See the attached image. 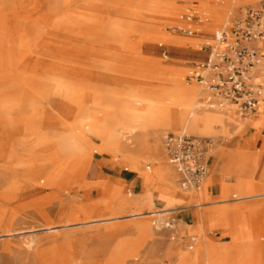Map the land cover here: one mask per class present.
<instances>
[{
  "label": "rangeland",
  "instance_id": "1",
  "mask_svg": "<svg viewBox=\"0 0 264 264\" xmlns=\"http://www.w3.org/2000/svg\"><path fill=\"white\" fill-rule=\"evenodd\" d=\"M149 1L0 0V264H177L186 259L264 264V214L236 204L264 200V191L253 185L249 150L222 151L218 157L230 158L237 180L251 188L213 197L212 203L195 198L172 209L171 197L159 191L166 206L143 211L151 203L149 193L137 206L139 196L129 199L113 191L106 198L108 191H95L100 183L108 185L104 174L93 181L97 166L104 167L100 159L111 167L125 162L140 170L147 184L156 180L163 186L152 169L166 164L162 138L176 132L149 125L122 133L114 156L92 131L90 113L107 110L118 123L130 103L138 108L149 101L172 104L170 84L202 90L192 102L195 111H208L203 106L210 104L209 109L218 108L219 97L186 82L185 75L192 63L208 56L202 45L214 43L213 31L252 5L247 0ZM189 7L201 14V23L187 20ZM180 27L201 32L186 36ZM228 112L230 120H241ZM212 113L217 119L209 130L183 131L210 134L223 117ZM210 154L214 157L215 149ZM170 174L177 187L172 169ZM199 190L185 196H202ZM131 205L135 209L126 212ZM184 209L197 219L202 215L207 224L188 236L177 233L174 214ZM160 210L167 212L152 214ZM168 222L172 228L165 226ZM222 224L227 231L208 229Z\"/></svg>",
  "mask_w": 264,
  "mask_h": 264
},
{
  "label": "crops",
  "instance_id": "2",
  "mask_svg": "<svg viewBox=\"0 0 264 264\" xmlns=\"http://www.w3.org/2000/svg\"><path fill=\"white\" fill-rule=\"evenodd\" d=\"M248 2H251L252 5L248 7H254L256 6L257 0H247ZM208 21V20H207ZM260 49V60L257 63L256 68L252 72V80L255 84L259 85L262 89V94L259 100V103L257 105V112L253 115H250L245 118H241L240 121L236 120H230L229 114H224L222 117L221 123H215L213 125V129L210 134H207L204 137H208L212 143L213 149L216 151V155L212 157V155L208 154L207 157V164H208V174L206 176L205 183L201 186L199 191H203V195H192V196H185V193L191 192L187 190L181 189L178 181V175L175 169L169 164L167 161L166 155L164 153L163 149V138H162V154L165 159V162L170 169H172L175 177H176V184L177 187L174 185V182L171 178L170 169L168 170V167L166 164L161 161L160 164H155V168L152 170L155 171L157 175L160 176L163 186H158V182L156 180L152 181L151 183H146L144 180L143 173L140 172V170L133 169L129 167L125 162H117L118 166L111 167L104 161V159H100V162L104 164V167L97 166V177L94 178L93 181L98 180H104L108 182V185L100 183L99 185L101 187L94 188L95 191H108V198L111 196L113 191H119L120 195L127 196L129 199L133 196H139L137 199V206H140L143 197L141 196L143 194H151L152 200L151 203H149V206H146L143 211H150L154 210L155 208H163L166 206V199L159 198L157 195L159 194V191H166L165 193L171 197V204L169 207L172 209H178L180 207L187 206V203H190L191 201H194V199H205L210 202L213 197H222L226 198L230 195L233 196V194L239 190V194H244L246 191H248L251 187L248 184L246 180H237V174L229 168V164H231V159L225 157L224 159H220L218 157L219 153L222 151L228 152V151H235L237 149H245L250 151V159H249V165H252L253 167V185L260 188L259 191H264V39H262L259 43L256 44ZM193 87H183L182 89L184 92H188L191 97L195 98V101L198 102V100L202 97V90H197V85H193ZM189 89V90H188ZM198 92V93H197ZM197 95V96H196ZM185 99V98H183ZM188 99V98H187ZM193 102V101H192ZM195 108V107H193ZM195 110V109H194ZM181 111L177 110L176 113L179 114ZM215 112V111H212ZM210 111H194L191 113L188 117L183 118V124L184 129L183 130H199V131H205L209 130L212 123L215 121L216 116L214 113ZM183 115V112L180 113ZM135 128L133 129H127L120 127V125H117L116 127L109 129L108 134L104 137V140L102 138V142L104 143L105 147L113 153L115 156V151L117 150V147L121 140L122 133L126 132H133ZM182 132V131H180ZM178 132V133H180ZM173 133V132H168ZM175 134V133H173ZM214 139L212 140L211 137ZM116 147V148H115ZM160 154V151L158 152ZM110 164V163H109ZM108 167V170H106V167ZM232 166V165H231ZM141 167V166H140ZM146 171H150V164H146ZM114 170H118L117 173L111 176V173ZM145 171V172H146ZM116 172V171H115ZM104 176L100 179L99 175ZM102 184V185H101ZM238 187V189H237ZM182 191L183 193L179 192ZM184 194V195H183ZM237 199L243 198V197H237V195H234ZM224 201V200H219ZM218 202V201H214ZM207 203V202H206ZM220 204V203H219ZM239 206H250L253 208H257V210L261 211L262 214H264V200H254L252 202H243V203H236ZM105 212L107 208L105 207ZM235 205V204H233ZM218 207V206H217ZM211 208V207H210ZM135 209L134 205L124 207V210L130 211ZM161 212H167V210H160V211H153L152 214L155 213H161ZM177 212V210L175 211ZM112 217V216H111ZM110 218V217H106ZM175 226L178 228L179 234L183 231L185 236H188L190 234L197 233V226L200 224L203 226L206 225L207 222L205 219H202V215L200 219H197V217L194 215L192 210L184 209L178 213L174 214L173 218ZM165 226L168 228H172L169 224L165 223ZM188 227L194 228V230H189ZM208 229H217L221 232H225L228 229V226L222 224L221 226H211L208 227ZM182 230V231H181ZM168 247V246H167ZM175 260H177L175 255ZM189 260V264H202V262L197 260ZM186 260H184L183 263L178 262L177 264H186ZM175 264V263H172Z\"/></svg>",
  "mask_w": 264,
  "mask_h": 264
},
{
  "label": "built area",
  "instance_id": "3",
  "mask_svg": "<svg viewBox=\"0 0 264 264\" xmlns=\"http://www.w3.org/2000/svg\"><path fill=\"white\" fill-rule=\"evenodd\" d=\"M187 20L202 22L201 14L187 8ZM207 21V20H206ZM186 36L200 33L192 27L179 28ZM264 39V0L246 7L225 21L212 33L213 44L204 43L208 56L192 63L186 82H195L219 97L218 107L231 109L240 118L257 112L262 89L252 80V67L260 60L256 45ZM231 107V108H230ZM209 108H213L210 104ZM213 147L208 137L182 132L166 133L163 149L167 161L175 169L183 190H197L208 174L207 157Z\"/></svg>",
  "mask_w": 264,
  "mask_h": 264
},
{
  "label": "bare ground",
  "instance_id": "4",
  "mask_svg": "<svg viewBox=\"0 0 264 264\" xmlns=\"http://www.w3.org/2000/svg\"><path fill=\"white\" fill-rule=\"evenodd\" d=\"M154 1L155 0H150L149 3H154ZM257 63L252 67V71L256 68ZM199 86L202 88L201 85ZM182 88L178 87L177 85L170 84V95L172 96L173 102L172 104L169 105L168 104L157 105L155 102L149 101L146 102L141 108H138L130 103L127 109L119 117L118 123L116 122V118L113 116V113L107 110L98 109L95 112L90 113L89 115L91 129L96 135L103 138V140L104 137L108 134V130L113 128V126L116 124L120 125V127L127 129L146 127L149 125H157L161 128L173 127L175 130L174 132H176L175 134H179L178 132L183 131L184 129V124L182 121L183 118L185 116L188 117L191 113L195 111L192 106V101H195V98L191 97L192 95H190L188 92H184ZM203 100L207 101L208 96H204ZM209 107L210 105H204L203 109L208 111H215L223 115L229 114L228 111H231L229 109L221 108V107H218L216 109H209ZM177 110H180L181 111L180 113L183 112V115L180 113L177 114L176 113ZM81 146H83V144ZM197 190H187V191L195 192ZM167 224L172 226L170 222H168Z\"/></svg>",
  "mask_w": 264,
  "mask_h": 264
}]
</instances>
